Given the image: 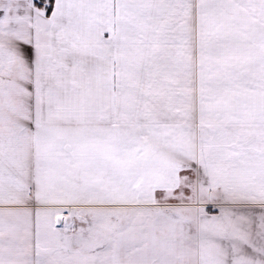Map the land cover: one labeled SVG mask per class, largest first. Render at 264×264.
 I'll return each instance as SVG.
<instances>
[{
  "label": "snow or ice",
  "instance_id": "1",
  "mask_svg": "<svg viewBox=\"0 0 264 264\" xmlns=\"http://www.w3.org/2000/svg\"><path fill=\"white\" fill-rule=\"evenodd\" d=\"M0 264H264V0H0Z\"/></svg>",
  "mask_w": 264,
  "mask_h": 264
}]
</instances>
